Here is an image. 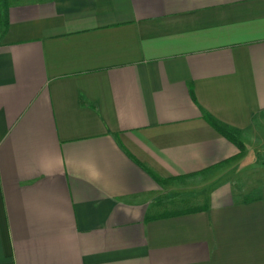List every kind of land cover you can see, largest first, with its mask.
Here are the masks:
<instances>
[{
    "label": "crops",
    "instance_id": "0c3cea01",
    "mask_svg": "<svg viewBox=\"0 0 264 264\" xmlns=\"http://www.w3.org/2000/svg\"><path fill=\"white\" fill-rule=\"evenodd\" d=\"M6 21L0 264H264V193L163 199L240 151L202 112L239 136L264 117V0H19Z\"/></svg>",
    "mask_w": 264,
    "mask_h": 264
},
{
    "label": "rangeland",
    "instance_id": "374dc122",
    "mask_svg": "<svg viewBox=\"0 0 264 264\" xmlns=\"http://www.w3.org/2000/svg\"><path fill=\"white\" fill-rule=\"evenodd\" d=\"M1 22L0 33L3 29ZM237 138L241 140L242 148L235 158L197 174L167 181L164 201L194 198L197 202H201L207 193L220 185L230 186L236 198H249L263 194L264 117L256 118L250 128L240 136L237 134Z\"/></svg>",
    "mask_w": 264,
    "mask_h": 264
},
{
    "label": "trees",
    "instance_id": "16d2710c",
    "mask_svg": "<svg viewBox=\"0 0 264 264\" xmlns=\"http://www.w3.org/2000/svg\"><path fill=\"white\" fill-rule=\"evenodd\" d=\"M13 2H9L8 0H0V22L3 24V29L1 31V35L5 32L7 28V21H6V15H7V10L9 6ZM203 117L205 120L218 132L220 133L223 137H225L227 140L235 144L239 150L242 148V143L240 140L237 138V131L232 129L231 127L215 120L211 116L207 115L206 113L202 112Z\"/></svg>",
    "mask_w": 264,
    "mask_h": 264
}]
</instances>
